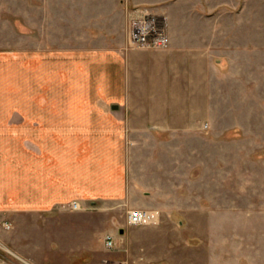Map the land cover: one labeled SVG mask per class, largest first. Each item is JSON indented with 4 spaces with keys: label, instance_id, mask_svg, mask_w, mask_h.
<instances>
[{
    "label": "rangeland",
    "instance_id": "1",
    "mask_svg": "<svg viewBox=\"0 0 264 264\" xmlns=\"http://www.w3.org/2000/svg\"><path fill=\"white\" fill-rule=\"evenodd\" d=\"M189 8L206 18L214 62L230 72L215 80L204 128L153 131L130 143L129 201L81 209L70 202L16 221L0 214L11 222L0 229L7 249L32 264H264V0H191ZM110 18L111 0H0V45L105 41L113 35L100 26ZM134 209L159 218L131 224ZM107 234L116 242L110 249Z\"/></svg>",
    "mask_w": 264,
    "mask_h": 264
},
{
    "label": "crops",
    "instance_id": "2",
    "mask_svg": "<svg viewBox=\"0 0 264 264\" xmlns=\"http://www.w3.org/2000/svg\"><path fill=\"white\" fill-rule=\"evenodd\" d=\"M180 1L111 0L105 41L0 45V214L16 221L72 201H129L130 143L203 127L215 80L230 72L214 62L206 18ZM135 4L165 17L167 47L129 45L125 6ZM3 237L15 247L12 233Z\"/></svg>",
    "mask_w": 264,
    "mask_h": 264
},
{
    "label": "built area",
    "instance_id": "3",
    "mask_svg": "<svg viewBox=\"0 0 264 264\" xmlns=\"http://www.w3.org/2000/svg\"><path fill=\"white\" fill-rule=\"evenodd\" d=\"M126 24L128 28V40L131 46L145 48H165L169 45L170 39L164 24V18H160L150 12L146 7L131 6L125 8ZM69 209H79L78 202L73 201L68 205ZM157 210L134 209L128 210L127 221L131 224H149L158 220ZM11 222L0 217V229H9ZM106 248H113L116 244L112 234H107L103 238ZM16 261L23 264H32L28 259L7 249L0 240V264H9L6 253ZM14 262V261H13ZM10 264H16L10 263Z\"/></svg>",
    "mask_w": 264,
    "mask_h": 264
}]
</instances>
